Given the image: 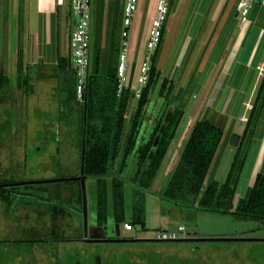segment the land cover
Wrapping results in <instances>:
<instances>
[{
    "label": "rangeland",
    "instance_id": "374dc122",
    "mask_svg": "<svg viewBox=\"0 0 264 264\" xmlns=\"http://www.w3.org/2000/svg\"><path fill=\"white\" fill-rule=\"evenodd\" d=\"M227 2H229L228 8L223 9ZM27 3L31 7L29 10L24 8V18L28 16L29 19H36L37 16L33 10L34 1L28 0ZM103 3L104 14L99 23L98 14L95 17L93 35V43L94 39L97 40L102 48V71L105 70L108 63L110 43L114 38V21L118 0H105ZM234 4L235 0H174L172 3L163 43L156 54L154 64L157 72L161 74L160 84L157 87V91L160 93L156 92L152 97L154 106L151 108L150 118L142 125L140 134V140L143 142L142 136H149L170 109L183 112L184 116L176 131L172 148L169 149L167 157H165V167L167 169L168 166L169 171L175 169L180 162L195 125L190 122L194 116H200L196 119L197 121L206 117L210 120L214 119L213 122L216 121L215 124L218 126L225 117L227 120L230 119L242 134L247 125L248 117L252 112V102L246 105L229 106L224 104L221 99L214 98L218 89H209L208 91L203 87L210 75L204 72L205 61L218 37L223 34L224 23L229 19ZM156 5L157 0H140L131 36V60L134 61L136 69L143 60ZM67 7L66 0L64 10H67ZM239 24L237 23L235 31L231 29L233 27L226 30L227 39L231 36L236 39L239 36L241 30ZM64 32L63 46L68 51L69 38L66 31ZM235 33L236 35H234ZM22 68L24 70L23 66L20 67L21 72L19 73H22ZM56 72V69H51L50 76H55ZM257 72H260L259 69ZM30 75L29 80L34 83L40 80L39 74L31 73ZM163 81L166 82L165 88H161ZM30 84L31 82L28 89L21 85L16 93L11 91L9 102L0 105V124L5 120L8 112L11 111L15 116L12 136L8 140L0 142V176L7 180H13L17 184L72 175L79 176L81 152L76 146L74 147L66 141L62 142V137L67 130L57 121L58 101L54 100L53 89L50 90L44 87L45 85ZM136 90L134 77L127 113L128 122L139 100L135 96ZM254 100L255 97L253 102ZM218 116L223 118H218ZM217 122L219 123L217 124ZM228 126H231V123H228ZM250 139L252 141L253 137L246 138L247 142ZM249 147L250 143L248 149ZM234 155L228 151L227 154L221 153L219 167L215 169L213 166V169L209 171L205 186L208 185L207 181H211L213 173L217 175V180L223 179L231 168V160L233 161ZM128 163L124 177L129 180L125 183L126 219L129 221L132 216L131 205L134 188L140 187L138 184L133 186L130 182L137 167L136 156L132 155ZM173 171L169 173H173ZM159 175V181L165 177V181H168L165 169H161ZM86 184L88 227L92 229L97 227V183L95 180L89 179ZM167 184L160 187L158 183L142 198L145 211H148L145 229L141 226H134L132 231H127L124 225H121L122 239H155L159 232L177 231L181 226L185 228L182 237L264 238L263 221H238L229 214L182 207L164 198V189ZM45 185L17 186V190L20 191L19 197L11 207L0 201V240H25L32 236L39 240L40 238L41 240H56V243L54 245L38 243L33 247V256L16 258L8 264H57L59 260L66 257L65 254L77 252L84 257H90L97 251L101 253L105 261L113 258V261L115 260L117 263L125 258L129 261L128 264H149L147 261H149L150 254L159 255L162 264L166 260L172 261L175 258L183 260L182 264L185 260L191 261L192 264H264V243L260 242L104 243L100 244L97 250L96 246L84 241L83 216L80 217L77 209L75 210L72 206L67 211V215L55 218L47 212L48 203L44 200L39 201L37 196L41 195H38L39 190L35 189ZM73 189L74 191L78 190V186ZM111 189L110 184L109 196ZM62 191L63 197L67 201L71 200L69 190ZM48 196L45 193L43 198L47 199ZM113 224L110 207L108 229L106 230L108 238L114 236L115 225ZM61 240L70 241L61 242ZM74 240L80 241L73 242ZM13 246L15 245L12 244L7 249L12 251L13 248L14 250L19 249V247ZM141 254L148 257L145 256L142 260Z\"/></svg>",
    "mask_w": 264,
    "mask_h": 264
},
{
    "label": "trees",
    "instance_id": "16d2710c",
    "mask_svg": "<svg viewBox=\"0 0 264 264\" xmlns=\"http://www.w3.org/2000/svg\"><path fill=\"white\" fill-rule=\"evenodd\" d=\"M98 23L101 22L104 14L105 0H96ZM120 12V0L117 4L115 16V29L113 39L110 43L109 60L105 70L101 69L102 48L99 42L94 39L92 61L88 77V85L85 91V100L87 101V135H86V157H85V175L87 180H95L97 183V226L108 229L109 220V186L111 184L112 197V215L114 225H129L146 227L145 207L142 204V198L147 192L151 191L154 180L162 166V163L168 153V150L175 138L176 131L183 119V112L177 109H170L167 115L160 120L149 136H142V125L150 118L151 108H153L152 97L160 91H157L159 74L155 67L156 54L161 47L164 39L165 29L160 46L158 47L152 65L150 78L147 85L142 90L141 97L135 107L129 122L127 113L131 100V85L135 77V84L138 89L137 77L138 69L134 68V61H131L128 72V82L118 93V75L115 66L117 54L119 52L118 37V15ZM101 25V24H100ZM142 62V61H141ZM137 73V74H136ZM136 75V76H135ZM58 87L56 88L58 109L57 121L59 125L67 130L62 137V142L76 146L82 155L83 130H84V103L77 99V78L72 66V60L60 58L58 62ZM28 78L20 74L18 77L19 87L25 86ZM166 82L163 81L161 88H165ZM137 91V90H136ZM11 93L10 78L0 72V105L9 102ZM136 94V93H135ZM264 108V76L257 89L255 100L252 105V112L248 117L247 125L242 134L239 146L236 149L233 162L231 164L228 176L223 184L213 182L205 187V181L211 166L216 157L217 151L222 143L224 132L221 126L213 121L204 118L198 120L190 134L182 153L180 162L173 173L166 190L164 198L178 204L182 207L196 208L200 211L218 212L234 216L238 221L261 220L264 223V175L258 174L253 188L249 190L243 199L235 203V196L238 183L245 166L248 144L246 138L254 134L259 118ZM149 113V114H148ZM5 120L0 124V142H4L12 136V130L15 125V116L12 112L6 114ZM160 136L156 148L154 144L156 138ZM146 138V139H145ZM145 139V140H144ZM58 141V140H57ZM64 145V143H62ZM132 155L137 158V167L130 182L131 185L138 184L140 188L133 192L132 216L128 221L126 219V199L124 173L128 167L129 159ZM79 175L81 165L78 168ZM2 177V176H0ZM77 177L72 175L69 178ZM68 178V177H61ZM15 184L13 180L0 178V201L12 206L19 197L20 191L17 186H8ZM46 184L35 188L39 190L37 196L39 201L48 203L47 212L52 217L67 215V211L72 206L83 216V197L81 184L78 181L58 182ZM41 185V184H39ZM44 185V184H43ZM78 190L74 191V187ZM68 189L71 194V200L63 197V191ZM49 196L43 198L44 194ZM43 216V214H41ZM125 228V227H124ZM116 232L114 229V237ZM40 238V237H39ZM56 240H40L29 236L25 240H0V264H8L16 258H26L33 256V247L38 243L54 245ZM14 244L13 247H19L13 251L7 247ZM90 244V243H89ZM92 244V243H91ZM101 243L92 244L97 250ZM66 258L72 259L76 264H128L125 258L120 262L113 261V258L105 261L101 253L92 256H83L80 253L65 254ZM141 254L140 257H145ZM148 257V256H146ZM152 257V258H150ZM160 256L150 254L149 264H162ZM183 260L175 258L166 260L163 264H182ZM160 262V263H159ZM184 264H192L191 261H184Z\"/></svg>",
    "mask_w": 264,
    "mask_h": 264
},
{
    "label": "crops",
    "instance_id": "0c3cea01",
    "mask_svg": "<svg viewBox=\"0 0 264 264\" xmlns=\"http://www.w3.org/2000/svg\"><path fill=\"white\" fill-rule=\"evenodd\" d=\"M32 1H34L33 10L37 16L36 19H29L28 16L24 18V8L29 10L31 7L29 3H27L28 0H0V72H4V74L10 78L12 93H16L18 90V77L21 74L24 78H28V83L25 85L26 89H28L30 82V85H45L44 87L50 90L53 89L52 95H54V100H57L56 88L58 87L59 80V59L70 57L72 60L69 43L68 51H66L63 46L64 31H66L68 35L69 42L73 29L70 0H67V10L63 8L66 0ZM228 4L229 2L226 3L223 9L228 8ZM237 23L239 22L235 14L234 4L229 19L224 23L223 34L218 37L215 42L216 44L213 45V49L207 56L206 63L204 64L205 74L208 73L210 75L203 87H205V89L207 88L208 91L209 89H218L217 95H215L214 98L221 99L224 104L229 106L239 104L246 105L248 103L250 104V102L253 103V98L256 96L259 82L261 81L260 72L258 73L257 70L264 65V8L255 9L251 15V24L246 26V29H243L244 27H241L240 24L238 25L241 30L236 39H233V36L227 39V34H225L226 30L229 27H233L231 29L235 31ZM22 24L24 25L22 26ZM234 35H236V33ZM22 66L24 70L22 68V73H19L21 72L20 67ZM51 69L57 70L55 76H50L49 72ZM31 73L39 74L40 80H34L35 83L29 80ZM197 118H200V116H194L193 119H190V122L195 124ZM218 118L223 117L218 116ZM207 119L210 120V118ZM213 120L214 119L211 121ZM226 121L231 123V126H228ZM190 122H188V124H190ZM214 123H216V121H214ZM218 123L219 122H217V124ZM219 126L223 128L224 137L211 169H213V166L215 169L219 167V157L221 153L224 152L227 154L228 151V153L235 154L236 149L230 144L233 134H238L242 138V133L236 129V126L233 125L230 119L227 120V118L224 117L223 122H221ZM171 148L172 144L169 149ZM165 162L166 158L154 180L151 190L158 183L160 187H164L165 184L169 183L172 177L171 175H173L178 166L172 169L174 170L173 173H169L172 172V170L169 171L168 166L166 169ZM232 162L231 160V164ZM161 169L166 170V174L168 175L166 176L169 178L168 181H165L166 177L159 181ZM228 173H226L221 180H217V175L213 173L211 181H207V186L213 182L223 184ZM258 174L264 175V108L254 130L253 140L250 143L245 166L238 183L235 203L243 199L249 190L253 188ZM166 188L167 186L164 190H166ZM108 204L109 213L110 207L112 213L111 195L109 196ZM145 216L147 223L148 211H145Z\"/></svg>",
    "mask_w": 264,
    "mask_h": 264
},
{
    "label": "built area",
    "instance_id": "2783aa9c",
    "mask_svg": "<svg viewBox=\"0 0 264 264\" xmlns=\"http://www.w3.org/2000/svg\"><path fill=\"white\" fill-rule=\"evenodd\" d=\"M173 1L157 0L155 15L149 29L147 44L137 77L138 89L135 96L138 99L141 97L143 87L149 81L154 56L161 44ZM139 7L140 0H120L119 28L117 33L119 37V52L115 62L119 82V95L128 82V72L132 61V28L137 18ZM256 8L263 9L264 0H235V14L242 27L251 24V15ZM70 12L73 18V29L70 35L69 47L71 50L72 66L77 78V99L79 102L84 103L93 53L92 45L96 17L95 0H70ZM259 71L260 76L263 77L264 68H259ZM124 227L127 231L133 230L129 225H125ZM184 232L185 228L181 226L177 231L159 232L156 238H182Z\"/></svg>",
    "mask_w": 264,
    "mask_h": 264
},
{
    "label": "water",
    "instance_id": "95a60500",
    "mask_svg": "<svg viewBox=\"0 0 264 264\" xmlns=\"http://www.w3.org/2000/svg\"><path fill=\"white\" fill-rule=\"evenodd\" d=\"M84 130H83V143H82V155H81V170L80 175L72 178H54L39 181H27L22 183L9 184L8 186H22V185H36V184H51L58 182L78 181L81 184L82 197H83V230L84 241L86 243H193V242H260L264 243V238H198V237H182L177 239H122L120 233V225L115 226V239L101 238V235H96L92 238L89 237L90 230L88 227V202H87V176L85 175V157H86V135H87V101L84 104ZM160 136L156 138L154 148L159 143ZM241 141V136L233 134L230 144L237 148Z\"/></svg>",
    "mask_w": 264,
    "mask_h": 264
},
{
    "label": "flooded vegetation",
    "instance_id": "af4514ba",
    "mask_svg": "<svg viewBox=\"0 0 264 264\" xmlns=\"http://www.w3.org/2000/svg\"><path fill=\"white\" fill-rule=\"evenodd\" d=\"M0 214H1V212H0ZM89 230H90V234H89L90 238H92L96 235L97 236L101 235V238H106V239H114L115 238L114 236H113V238H108V236L106 235V230H104L103 228L98 227V226L95 228L89 229ZM120 233H121V227H120ZM66 241H70V240H61V242H66ZM77 241H80V240H74L73 242H77ZM55 243H56V241L53 244H55ZM92 244H96V243H92ZM101 244H103V243H101ZM76 263H78V262L76 261ZM76 263H74V264H76ZM57 264H73V263H72V259L65 257L63 260H59Z\"/></svg>",
    "mask_w": 264,
    "mask_h": 264
}]
</instances>
